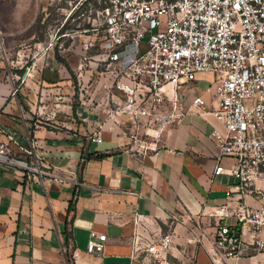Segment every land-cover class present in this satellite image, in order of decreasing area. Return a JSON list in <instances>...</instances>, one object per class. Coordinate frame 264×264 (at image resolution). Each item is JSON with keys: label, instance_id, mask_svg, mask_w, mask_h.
I'll list each match as a JSON object with an SVG mask.
<instances>
[{"label": "crops", "instance_id": "obj_1", "mask_svg": "<svg viewBox=\"0 0 264 264\" xmlns=\"http://www.w3.org/2000/svg\"><path fill=\"white\" fill-rule=\"evenodd\" d=\"M53 1L60 0H14L20 11L14 8L11 18L20 14L27 22L18 30L24 32L20 42L0 40V141L15 132L17 142L10 145L18 152L30 139L38 140L40 154L64 179L47 180L44 188L38 180L29 181L22 168L0 160V264H68L72 247L81 250L77 264H156L145 249L134 250L136 231L143 234V241L171 233L168 256L175 264H264V250L252 245L243 242L238 254L227 255L214 244L217 221L226 218L210 212L227 202L226 189L237 178L214 172L219 148L210 131L213 125H222L210 112L217 104L213 71H201L177 89L183 114L156 130L155 149L144 151L127 132L121 133L120 127L132 129L124 114L112 118L99 107H87L83 114L71 107L63 118L55 112L54 118L41 116L39 103L47 93L58 95H49L50 99L73 95L67 66L74 69L77 63L69 58L66 62L61 52L81 53L88 37L83 32L63 34L72 29L67 21L58 26L65 24L55 42L28 30L31 4L38 3L44 11ZM64 1L72 13L75 0ZM63 36L70 37L67 45L60 49L59 43L55 55L47 56ZM196 95L206 100L204 106L192 105ZM142 123L140 129L145 127ZM96 132L102 141L91 139ZM230 161L225 159L224 164ZM247 200L258 204V197ZM173 213L180 219L172 220ZM227 223L236 229L233 215ZM91 228L107 234L103 251H86Z\"/></svg>", "mask_w": 264, "mask_h": 264}, {"label": "built area", "instance_id": "obj_2", "mask_svg": "<svg viewBox=\"0 0 264 264\" xmlns=\"http://www.w3.org/2000/svg\"><path fill=\"white\" fill-rule=\"evenodd\" d=\"M78 4L84 6L88 22L95 17L90 25L78 24L63 34L88 33L80 66L92 58L106 68L113 66L110 105L102 110L106 117L126 115L132 129L120 127L121 133L127 132L142 150L157 148L156 130L183 114L177 89L201 71L214 72L217 104L210 112L222 125L210 131L219 148L214 172L237 178L226 189L227 202L210 212L226 218L217 221L214 244L227 255L238 254L243 242L264 250V0H75L71 10ZM205 104L202 95L192 99L194 106ZM141 121L149 124L146 132H156L155 139L139 137ZM15 138L13 132L0 141L1 161L22 168L29 181L38 180L44 188L47 180L64 179L40 154L38 140L30 139L17 152L10 145L16 144ZM91 139L102 141V136L96 132ZM225 159L231 160L227 166ZM248 196L258 197V204H251ZM229 215L236 229L227 223ZM180 217L171 214L172 220ZM141 237L139 231L134 233V250L145 249L156 264H175L168 256L171 233L144 241ZM106 240L105 232L91 228L86 251H103ZM80 257L79 248H70L68 264H77Z\"/></svg>", "mask_w": 264, "mask_h": 264}, {"label": "rangeland", "instance_id": "obj_3", "mask_svg": "<svg viewBox=\"0 0 264 264\" xmlns=\"http://www.w3.org/2000/svg\"><path fill=\"white\" fill-rule=\"evenodd\" d=\"M71 6H66V2L64 0L60 1H53L44 11L39 9V4L34 2L31 4V15H32V22L30 23V27L28 30H35L37 35L43 41H51L55 42L58 38H56V33L58 32V26L62 24V22L67 21V25L74 29H76V25L80 24V26H85L87 23L90 25V21L93 20L95 16H90V21L88 22L87 17L83 13L84 6L82 4H78L77 7L73 10L72 13L68 14V8ZM15 8L16 11H20V6H14V0H0V35H1V42L3 44H12L15 42H20L22 39V35L24 32L18 31L25 26L27 20H24L18 14L17 19L11 18V11ZM98 22V20H95ZM86 23V24H85ZM74 32V31H73ZM9 33V34H6ZM75 34V33H74ZM78 33H76L77 35ZM69 35V34H68ZM69 36H63L58 40L57 44L53 43L51 48L47 51L46 55H55V51H57V45L60 43V49H63L67 42L69 41ZM80 41L76 42V46L79 47ZM61 54H63V59L67 62L68 58L72 62L77 63V67L71 69L67 66L72 80V93L73 95L71 98L64 99L63 97H59L58 99H50L49 95L51 96H58L53 95V91L47 93V97L43 100V102L39 103L41 108V116L47 117L51 116L54 118L53 112L60 114L61 118L67 112H69L70 108L78 109L79 111L86 106L89 109L94 107L102 108L104 104L110 105L109 94L111 90V84L113 82V73L112 69L113 66L106 68L101 64L96 63V58H92L91 62L87 60L85 64L82 66L79 65L81 62L82 53L77 51H68L62 50ZM96 50H92V54H94ZM60 54V52H56ZM79 61V62H78ZM67 65V64H66ZM55 84H50L49 87H55ZM61 94L64 95L61 91ZM67 96H70L67 95ZM81 101H84L86 105H82ZM110 101V100H109ZM70 103V104H68ZM71 105V106H66ZM56 108V109H54ZM38 112V111H37ZM41 116L39 117L40 119ZM146 118L144 117V120ZM140 123V122H139ZM142 124V121H141ZM149 124L147 123L143 129L138 133L139 137L142 139L151 140L155 139V131L150 130L146 132V127ZM154 128V127H153Z\"/></svg>", "mask_w": 264, "mask_h": 264}, {"label": "trees", "instance_id": "obj_4", "mask_svg": "<svg viewBox=\"0 0 264 264\" xmlns=\"http://www.w3.org/2000/svg\"><path fill=\"white\" fill-rule=\"evenodd\" d=\"M65 27V24H63L61 27H60V31H62Z\"/></svg>", "mask_w": 264, "mask_h": 264}]
</instances>
